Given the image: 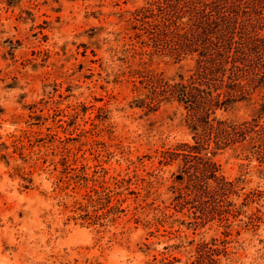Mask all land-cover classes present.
Here are the masks:
<instances>
[{
    "label": "rangeland",
    "instance_id": "374dc122",
    "mask_svg": "<svg viewBox=\"0 0 264 264\" xmlns=\"http://www.w3.org/2000/svg\"><path fill=\"white\" fill-rule=\"evenodd\" d=\"M149 0H0V264H264V178L239 149L213 158L231 180L230 225L176 198L192 142L185 110L150 106L147 75L192 62L150 55L136 11ZM254 97L264 99V88ZM145 100V101H144ZM240 101L219 115L251 117Z\"/></svg>",
    "mask_w": 264,
    "mask_h": 264
},
{
    "label": "trees",
    "instance_id": "16d2710c",
    "mask_svg": "<svg viewBox=\"0 0 264 264\" xmlns=\"http://www.w3.org/2000/svg\"><path fill=\"white\" fill-rule=\"evenodd\" d=\"M138 37L148 54L191 67L173 77L149 73L150 106L176 103L185 110L192 142L162 152V161L180 160L176 198L181 208L198 209L204 219L218 218L227 226L236 209L229 198L239 194L243 180L229 179L213 155L241 149L256 159L264 178V0H149L135 13ZM145 101V100H144ZM240 101L253 105L251 117L236 120L219 115ZM236 215V214H234ZM217 240L197 246L196 264H219L226 251Z\"/></svg>",
    "mask_w": 264,
    "mask_h": 264
}]
</instances>
